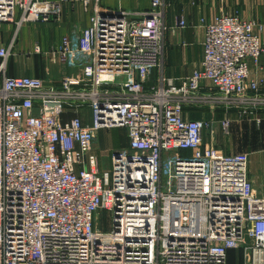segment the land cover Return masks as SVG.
<instances>
[{
	"label": "built area",
	"instance_id": "1",
	"mask_svg": "<svg viewBox=\"0 0 264 264\" xmlns=\"http://www.w3.org/2000/svg\"><path fill=\"white\" fill-rule=\"evenodd\" d=\"M97 1L86 27L45 52L78 75L64 73L59 87L1 82L0 264H227L230 250L240 264H264V194L249 154L215 144L233 121L261 122L264 80L250 79L248 60L264 53V26L201 17L199 65L167 77L165 0L112 12ZM16 9L18 26L61 12L48 0H0V22ZM10 47H0V72ZM188 106L212 115L189 118ZM111 128L127 144L102 168L95 141Z\"/></svg>",
	"mask_w": 264,
	"mask_h": 264
},
{
	"label": "crops",
	"instance_id": "2",
	"mask_svg": "<svg viewBox=\"0 0 264 264\" xmlns=\"http://www.w3.org/2000/svg\"><path fill=\"white\" fill-rule=\"evenodd\" d=\"M48 1L59 4L61 12L58 17L50 14L47 21L23 22L18 26L21 12L16 9L12 21L0 22V47L11 46L6 70L0 72V85L4 77L35 76L44 79L47 86L59 87L60 78L64 73L78 75V70L53 61L50 54L45 55V52L53 50L62 36L89 24L94 2L90 0L85 6L84 0ZM165 2L164 24L167 30L163 37L162 73L167 77L187 76L199 65L204 37V28L199 25L201 17L209 21L223 13L238 14L243 19L256 20L264 26V0H165ZM97 5L101 12L121 9L146 11L149 9L150 0H98ZM180 18L186 20L185 27L178 26ZM255 31L259 32L257 28ZM259 34L264 39V30ZM36 46L40 52L35 51ZM248 65L250 79L264 80V53L257 64L248 60ZM154 76H157V72H154ZM204 85L209 86V82L205 81ZM83 114L85 117L89 116L87 110H84ZM220 114L222 112L217 110L214 116L219 117ZM186 115L198 119L209 118L212 114L207 109L200 111L190 109ZM259 116L261 117L259 124L233 121L230 134L226 137H229V145L236 149V152H247L249 155L264 152V112L259 113ZM218 143L216 138L218 147L225 144L223 140ZM223 149L224 152H232L227 151L228 147ZM97 155L102 166L103 156L100 153ZM251 173H256L252 166ZM256 177L264 182V175L259 174ZM234 255H236L234 251L229 252L230 257Z\"/></svg>",
	"mask_w": 264,
	"mask_h": 264
},
{
	"label": "rangeland",
	"instance_id": "3",
	"mask_svg": "<svg viewBox=\"0 0 264 264\" xmlns=\"http://www.w3.org/2000/svg\"><path fill=\"white\" fill-rule=\"evenodd\" d=\"M190 109H194V110L200 111V109H207V108H205V107H203V108L200 107L199 108V107L188 106V107L185 108V111L189 112ZM207 111L210 113L209 109H207ZM220 116H221V114H220ZM246 123L252 124L254 122L246 121ZM216 138H217V140L219 142L218 144H220L222 142V140L224 141L225 144L220 146L222 150L225 151V149H223V148H227L228 147L229 149H227V151L236 152V149H234L231 145H229V142H228L229 141L228 140L229 137L224 136L219 131L217 133ZM216 138H215V144H216ZM126 144H127L126 135H125V130L123 128H111V129L102 130L100 132L99 136L97 137V139L95 141V146H94V152L96 154L100 153L103 156V162H102L103 164H102L101 167L102 168H107L109 166L108 159H109L110 153H112V151L114 149L126 146ZM249 159H250L249 172H250L251 175H253L252 178L254 180L256 178V186H259V188L261 189V193L264 194V184H263L264 182H263V180H261L258 177H256V176H259V174L264 175V152L262 154L259 153V154L249 155ZM251 166L256 171L255 174L251 173ZM104 218H105V215H102V219L103 220H104ZM230 262H231L230 264H237L236 263L237 260H236V258L234 256L231 257Z\"/></svg>",
	"mask_w": 264,
	"mask_h": 264
},
{
	"label": "trees",
	"instance_id": "4",
	"mask_svg": "<svg viewBox=\"0 0 264 264\" xmlns=\"http://www.w3.org/2000/svg\"><path fill=\"white\" fill-rule=\"evenodd\" d=\"M230 251H234L235 253H236V255H234V257L236 258V260H237V264H240V253H239V251H235V250H230ZM230 251H228V253H227V264H230L231 262H230V260H231V257L229 256V252Z\"/></svg>",
	"mask_w": 264,
	"mask_h": 264
}]
</instances>
